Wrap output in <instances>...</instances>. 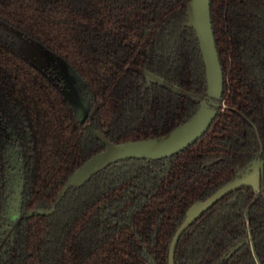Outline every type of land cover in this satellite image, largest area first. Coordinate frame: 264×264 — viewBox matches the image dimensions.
I'll list each match as a JSON object with an SVG mask.
<instances>
[{
  "label": "trees",
  "instance_id": "16d2710c",
  "mask_svg": "<svg viewBox=\"0 0 264 264\" xmlns=\"http://www.w3.org/2000/svg\"><path fill=\"white\" fill-rule=\"evenodd\" d=\"M224 72L211 129L165 158H124L63 189L106 145L164 135L208 94L187 0H0V264H169L189 207L255 169L264 155V0H211ZM15 26L69 61L90 99L79 117L61 86L11 41ZM20 217H4L17 168ZM50 214L34 213L37 209ZM247 212V219H246ZM264 264V175L203 213L175 264Z\"/></svg>",
  "mask_w": 264,
  "mask_h": 264
},
{
  "label": "water",
  "instance_id": "95a60500",
  "mask_svg": "<svg viewBox=\"0 0 264 264\" xmlns=\"http://www.w3.org/2000/svg\"><path fill=\"white\" fill-rule=\"evenodd\" d=\"M210 1L211 0H187L188 24L196 30L197 36L199 38L200 47L206 65L208 93L211 96L220 97L224 85V75L219 59L218 50L216 47L211 18ZM38 67L43 72H45L52 80H55L61 86L62 90L66 93V84H61V78L55 75L53 76L50 71H46L40 66ZM66 89L68 90V92H71L68 87ZM217 113V108L210 107L209 103L206 100H203L198 110L190 118L181 123L172 131L161 136L147 139L131 140L122 143L113 142L108 139L101 130H96V136L104 142L106 147L103 150L93 154L88 160H86L78 169L73 172L64 186L63 194H65V192L71 187H78L83 185L97 172L118 160L124 158L158 159L170 157L179 153L189 145L196 142L210 128ZM263 166L264 161H261V163L258 164V167H256L248 174L226 183L207 199L197 200L190 206L185 220L179 226L172 239L169 253V264H175V249L181 234L204 211L209 209L227 193L243 185H251L255 188H258L260 184V173L263 169ZM16 194H19L20 199V217V206L22 201V180L20 185H16L15 191L12 193V197L10 198V200L13 199ZM5 208H7V206ZM54 210L55 208H53L52 210L37 209L34 212L28 213L27 215H32L35 212L50 214L54 212Z\"/></svg>",
  "mask_w": 264,
  "mask_h": 264
},
{
  "label": "rangeland",
  "instance_id": "374dc122",
  "mask_svg": "<svg viewBox=\"0 0 264 264\" xmlns=\"http://www.w3.org/2000/svg\"><path fill=\"white\" fill-rule=\"evenodd\" d=\"M6 29V33L10 36L12 43L27 57H29L38 66L50 71L54 76L61 78L60 80L65 85L66 94L72 102V105L79 117H83L88 113L90 107V99L80 93V88L83 84V80L79 72L73 67V65L67 61L63 56L55 53L51 48L46 46L40 40L27 35L20 28L15 26L2 24ZM69 88L71 92H68L66 88ZM15 160V158H13ZM20 164L15 169V173L12 175L11 189L8 196L7 208L4 211V217L6 226L12 225L19 217V194H16L13 199L12 193L15 191L16 185L21 184L20 176ZM18 193V192H17ZM10 200V202H9ZM10 203V204H9ZM5 206V207H6Z\"/></svg>",
  "mask_w": 264,
  "mask_h": 264
},
{
  "label": "flooded vegetation",
  "instance_id": "af4514ba",
  "mask_svg": "<svg viewBox=\"0 0 264 264\" xmlns=\"http://www.w3.org/2000/svg\"><path fill=\"white\" fill-rule=\"evenodd\" d=\"M221 66H222V65H221ZM206 74H207V73H206ZM223 75H224V72H223ZM60 82H61V81H60ZM61 84H62V82H61ZM223 88H224V85H223ZM207 91H208V89H207ZM222 93H223V90H222ZM221 96H222V94H221ZM221 96H220V97H215V96H211V95H209V93H208L207 96H205V97H203V98L200 99V105H201V102H202L203 100H206V101L209 103L210 107H214V108H217V109H218V113H217L216 117L214 118V120H213V122H212L210 128H209V129H208V130H207L202 136H204V135H205V134L211 129V127H212L214 121H215L216 118L218 117V114H219V111H220V110H219V107L221 106V107L224 108V107L226 106V104H225L224 101H220V100H219V99L221 98ZM200 105H199V107H200ZM199 107H198V108H199ZM198 108H197V110H198ZM197 110H196V111H197ZM196 111H195V112H196ZM195 112H194V113H195ZM194 113H193V114H194ZM193 114H192V115H193ZM192 115H191V116H192ZM191 116H190V117H191ZM202 136H201V137H202ZM201 137H200V138H201ZM200 138H199V139H200ZM199 139H198V140H199ZM198 140H197V141H198ZM194 143H195V142H194ZM194 143H193V144H194ZM191 145H192V144H191ZM189 146H190V145H189ZM189 146H188V147H189ZM186 148H187V147H186ZM183 150H184V149H183ZM180 152H181V151H180ZM262 153H263V151L260 149V151L257 153L256 157L254 158V161H255V163H256L255 168L258 167V164H260L261 161H264V155H263ZM14 158H15V164H16V167H18V164H19V157H18V154L14 155ZM250 172H251V171H250ZM14 173H15V170H14L13 174H14ZM263 175H264V166H263V169L261 170V173H260V184H259V187H258V188H255L254 186H251V185H243V186H251V187H253L254 189H257L258 192H260V188H261V178H262ZM20 176H21V175H20ZM241 176H244V175H240V176H238V177H241ZM238 177H236V178H238ZM236 178H234V179H236ZM234 179H232V180H234ZM11 180H12V179H11ZM21 180H22V178H21ZM232 180H230V181H232ZM230 181H229V182H230ZM227 183H228V182H227ZM225 184H226V183H225ZM225 184H223V185H225ZM223 185H222V186H223ZM222 186H221V187H222ZM243 186H241V187H243ZM241 187H239V188H241ZM239 188H237V189H239ZM237 189H235V190H237ZM217 190H218V189H217ZM217 190H216V191H217ZM216 191H215V192H216ZM233 191H234V190H233ZM231 192H232V191H231ZM229 193H230V192H229ZM229 193H227V194H229ZM227 194H226V195H227ZM226 195H225V196H226ZM210 196H211V195H210ZM210 196H209V197H210ZM225 196H224V197H225ZM224 197H222L220 200H222ZM206 199H207V198H206ZM199 200H205V199H199ZM220 200H219V201H220ZM196 201H197V200H196ZM196 201H195V202H196ZM219 201H217L216 203H218ZM216 203H215V204H216ZM215 204H214V205H215ZM214 205H212L210 208H212ZM189 208H190V207H189ZM210 208H209V209H210ZM209 209H207L206 211H208ZM188 210H189V209H188ZM206 211H204L203 213H205ZM187 212H188V211H187ZM203 213H202V214H203ZM202 214H201V215H202ZM201 215H200V216H201ZM186 216H187V214H186ZM200 216H199V217H200ZM199 217H198V218H199ZM18 218H19V217H18ZM18 218H17V219H18ZM185 218H186V217H185ZM198 218H197V219H198ZM197 219H196V220H197ZM246 219H247V212H246ZM184 220H185V219H184ZM184 220H183V221H184ZM196 220H195V221H196ZM195 221H194V222H195ZM194 222H193V223H194ZM193 223H192V224H193ZM181 224H182V223H181ZM181 224H180V225H181ZM192 224H191V225H192ZM191 225H190V226H191ZM190 226H189V227H190ZM189 227H188V228H189ZM178 228H179V227H178ZM188 228H187V229H188ZM187 229H186V230H187ZM186 230H185V231H186ZM176 231H177V230H176ZM185 231H184V232H185ZM184 232H183V233H184ZM175 233H176V232H175ZM183 233H182V234H183ZM182 234H181V236H182ZM174 235H175V234H174ZM181 236H180V237H181ZM173 237H174V236H173ZM179 239H180V238H179ZM247 241L250 243L251 250H252V252H253V256H254V258H255L257 264H261L260 258H259V256L257 255V253H256V251H255L254 242H253L252 230H251V228H250L249 226H248V237H247ZM178 242H179V240H178ZM177 244H178V243H177ZM175 250H176V249H175ZM174 261H175V257H174Z\"/></svg>",
  "mask_w": 264,
  "mask_h": 264
}]
</instances>
